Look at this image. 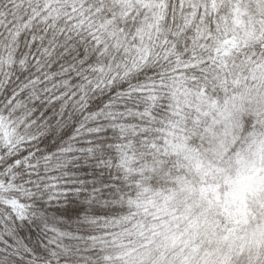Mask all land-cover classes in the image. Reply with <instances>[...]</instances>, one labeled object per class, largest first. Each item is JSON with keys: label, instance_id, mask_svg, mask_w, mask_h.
<instances>
[{"label": "snow or ice", "instance_id": "obj_1", "mask_svg": "<svg viewBox=\"0 0 264 264\" xmlns=\"http://www.w3.org/2000/svg\"><path fill=\"white\" fill-rule=\"evenodd\" d=\"M0 264H264V0H0Z\"/></svg>", "mask_w": 264, "mask_h": 264}]
</instances>
